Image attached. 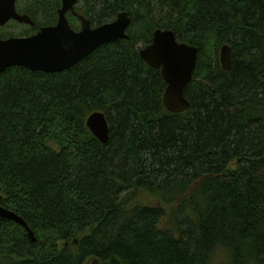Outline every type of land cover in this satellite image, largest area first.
Wrapping results in <instances>:
<instances>
[{
  "label": "trees",
  "instance_id": "obj_1",
  "mask_svg": "<svg viewBox=\"0 0 264 264\" xmlns=\"http://www.w3.org/2000/svg\"><path fill=\"white\" fill-rule=\"evenodd\" d=\"M60 4L18 3L35 22L26 36ZM78 7L97 26L127 12L130 39L63 72L0 73V204L37 238L0 218V264H214L218 251L219 264H264V0ZM157 29L198 48L184 113L168 112L161 69L139 54ZM94 112L107 144L87 127Z\"/></svg>",
  "mask_w": 264,
  "mask_h": 264
},
{
  "label": "water",
  "instance_id": "obj_2",
  "mask_svg": "<svg viewBox=\"0 0 264 264\" xmlns=\"http://www.w3.org/2000/svg\"><path fill=\"white\" fill-rule=\"evenodd\" d=\"M78 3L79 0H62L58 23L54 26H42L37 33L30 36L4 38L0 34V73L13 66H21L34 72H63L104 44L130 39L127 31L132 19L127 12L119 13L112 22L92 28L91 21L77 12ZM69 12L80 19L79 31L69 23ZM12 21L31 27L35 25L29 15L18 11L17 0H0V28L6 27ZM138 49L141 59L148 66L161 69L167 85L163 100L168 112H186L191 107V102L185 91L194 78L198 48L179 42L171 30L157 29L152 42L145 47L139 45ZM220 62L225 71L231 69L233 53L229 45L222 46ZM86 124L102 144L108 143L110 128L104 113H92ZM1 198L0 194V201ZM0 218L23 226L31 241L37 242L34 232L25 220L1 204Z\"/></svg>",
  "mask_w": 264,
  "mask_h": 264
},
{
  "label": "rangeland",
  "instance_id": "obj_3",
  "mask_svg": "<svg viewBox=\"0 0 264 264\" xmlns=\"http://www.w3.org/2000/svg\"><path fill=\"white\" fill-rule=\"evenodd\" d=\"M31 2H32V0H17V8H18V3H19L20 7L23 6L22 8H24L28 5V3H31ZM19 11H20V9H19ZM78 27H79V25H78ZM29 28H30V26H28V25L19 24L15 21H12L6 27H4L3 33L10 32L11 35L15 36V37L26 36L27 34L25 32ZM221 260H224L223 252L218 251V253L214 257V264H219ZM226 261L227 260L225 258L224 262H226Z\"/></svg>",
  "mask_w": 264,
  "mask_h": 264
},
{
  "label": "flooded vegetation",
  "instance_id": "obj_4",
  "mask_svg": "<svg viewBox=\"0 0 264 264\" xmlns=\"http://www.w3.org/2000/svg\"><path fill=\"white\" fill-rule=\"evenodd\" d=\"M79 4V3H78ZM61 7H62V0H61V4H60V7L57 9V21H56V23H55V25L58 23V18H59V9H61ZM76 10H77V12L79 13V14H81L80 13V7H78V5L76 6ZM85 17V16H84ZM67 18H68V20H69V23L71 24V26H72V28H74L75 30H77V31H79L80 29H81V21H80V19L78 18V17H76L72 12H69L68 14H67ZM88 19V18H87ZM88 20H90V19H88ZM16 22V21H15ZM78 25H79V27H78ZM54 26V25H53ZM91 27L92 28H96L97 27V25H92V22H91ZM32 28H35V25L32 27ZM41 28V27H40ZM39 28V29H40ZM37 31H39V30H37ZM37 31H35L34 32V34L35 33H37Z\"/></svg>",
  "mask_w": 264,
  "mask_h": 264
}]
</instances>
